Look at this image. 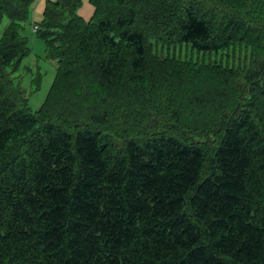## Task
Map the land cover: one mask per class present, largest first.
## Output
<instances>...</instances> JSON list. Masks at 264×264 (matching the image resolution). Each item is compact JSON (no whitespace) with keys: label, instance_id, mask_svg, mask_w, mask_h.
<instances>
[{"label":"trees","instance_id":"16d2710c","mask_svg":"<svg viewBox=\"0 0 264 264\" xmlns=\"http://www.w3.org/2000/svg\"><path fill=\"white\" fill-rule=\"evenodd\" d=\"M33 1L0 0V22L9 18L0 38V264H264L263 102L231 118L222 115L226 88L205 90L192 102L211 116L174 113L161 132L124 131L120 141L115 122L85 115L83 99L145 80L151 38L169 25L180 41L216 52L252 44L264 22L244 14L216 24L207 3L184 5L174 21L165 0H90L86 21L74 14L81 0H48L35 25L57 71L33 112L8 71L29 52L22 29ZM227 69L214 76L229 86ZM204 131L219 141L211 154L192 136Z\"/></svg>","mask_w":264,"mask_h":264},{"label":"rangeland","instance_id":"374dc122","mask_svg":"<svg viewBox=\"0 0 264 264\" xmlns=\"http://www.w3.org/2000/svg\"><path fill=\"white\" fill-rule=\"evenodd\" d=\"M47 1H33L22 29V35L28 41L29 52L21 57L22 59H16L8 68L14 82L28 97V104L33 112L44 105L57 71V59L47 56L46 43L35 30V24L42 22ZM165 1L168 3L166 10L170 12L169 17L174 21L179 20L175 13L184 5L197 6L207 3L212 10L209 17H212L211 20L216 24L220 19L227 21L231 17L236 18L237 15L244 14L251 19L259 20L257 19L259 17L264 22V0ZM62 11L64 20L71 19V11L66 8H62ZM94 13L95 9L90 0H81L74 11V14L86 21H90ZM8 23V17H4L0 22V38ZM143 23L145 24L146 21ZM169 26H171L170 30L164 29L161 36L151 38L152 45L147 51L149 64L145 80L130 82L121 89L108 90L106 87L98 86L97 91L94 88L89 97L83 98L85 115H95L100 119L115 122V134L120 141H123L120 135L124 131L137 138L143 133L161 132V122L163 121L164 126L167 127L174 113L184 118L211 116L212 113L208 108L205 109L204 106L200 107L192 102V97L205 90L226 88L227 96L223 100L226 104L221 109H223L222 115L231 118H236L243 112H248L246 110L252 109L254 100L264 103V99L259 95L260 89L264 86V34L259 38L254 34L252 44L236 42L216 52L200 51L180 41L178 36L173 34L176 26ZM57 32L58 30L55 33ZM223 67L228 71L227 68H232L230 72L234 73L229 86L223 83L220 76L217 74L216 77L214 76L215 73H225L222 71ZM85 83L88 84L90 81ZM251 93L253 95L249 97ZM202 108L205 110L200 111L199 109ZM149 117L153 119L152 126L148 122ZM129 122L144 123L148 127L141 126L140 131L137 128L131 130ZM158 122L161 124L155 125ZM192 136L197 142H201L209 154L215 150L219 142L216 133L209 134L208 131Z\"/></svg>","mask_w":264,"mask_h":264},{"label":"built area","instance_id":"2783aa9c","mask_svg":"<svg viewBox=\"0 0 264 264\" xmlns=\"http://www.w3.org/2000/svg\"><path fill=\"white\" fill-rule=\"evenodd\" d=\"M38 27H39L38 25H35V30H37V29H38Z\"/></svg>","mask_w":264,"mask_h":264}]
</instances>
